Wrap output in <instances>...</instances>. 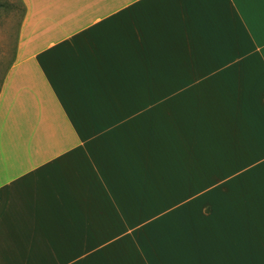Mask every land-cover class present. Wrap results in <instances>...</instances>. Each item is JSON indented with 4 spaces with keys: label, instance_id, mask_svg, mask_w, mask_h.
Wrapping results in <instances>:
<instances>
[{
    "label": "crops",
    "instance_id": "0c3cea01",
    "mask_svg": "<svg viewBox=\"0 0 264 264\" xmlns=\"http://www.w3.org/2000/svg\"><path fill=\"white\" fill-rule=\"evenodd\" d=\"M21 1L0 264L264 261V0Z\"/></svg>",
    "mask_w": 264,
    "mask_h": 264
},
{
    "label": "rangeland",
    "instance_id": "374dc122",
    "mask_svg": "<svg viewBox=\"0 0 264 264\" xmlns=\"http://www.w3.org/2000/svg\"><path fill=\"white\" fill-rule=\"evenodd\" d=\"M24 15L21 0H0V88L6 71L15 58L19 28ZM227 248V254H231ZM231 261L227 260V264ZM241 264H251L252 261L242 259ZM264 264V261H257Z\"/></svg>",
    "mask_w": 264,
    "mask_h": 264
},
{
    "label": "trees",
    "instance_id": "16d2710c",
    "mask_svg": "<svg viewBox=\"0 0 264 264\" xmlns=\"http://www.w3.org/2000/svg\"><path fill=\"white\" fill-rule=\"evenodd\" d=\"M10 67V66H9ZM9 69V68H8ZM8 69H7V71H8ZM7 71H6V73H7ZM6 75V74H5ZM4 80V79H3Z\"/></svg>",
    "mask_w": 264,
    "mask_h": 264
}]
</instances>
